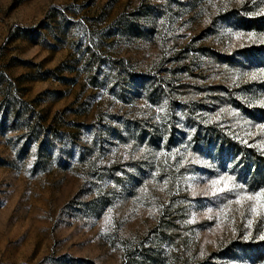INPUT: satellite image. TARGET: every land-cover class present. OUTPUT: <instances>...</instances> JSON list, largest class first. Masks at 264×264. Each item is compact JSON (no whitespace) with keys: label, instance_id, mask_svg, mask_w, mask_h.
Segmentation results:
<instances>
[{"label":"rangeland","instance_id":"374dc122","mask_svg":"<svg viewBox=\"0 0 264 264\" xmlns=\"http://www.w3.org/2000/svg\"><path fill=\"white\" fill-rule=\"evenodd\" d=\"M261 101L264 0H0V264H264Z\"/></svg>","mask_w":264,"mask_h":264},{"label":"snow or ice","instance_id":"6c2138e0","mask_svg":"<svg viewBox=\"0 0 264 264\" xmlns=\"http://www.w3.org/2000/svg\"><path fill=\"white\" fill-rule=\"evenodd\" d=\"M252 33H249V36H251ZM261 104H264V101L260 102ZM228 180H231V177L228 178ZM212 185V194L213 195H218L220 193L227 191H231V188L229 187L228 183L226 181H224V178L221 177L220 180H212L211 182ZM220 183L224 184V187H218V185ZM246 199L248 200H252L255 199L257 201V203L252 207L251 211L255 214L257 213V210H261L264 211V188H261L258 192L252 194V195H248L246 196ZM236 201L239 202L240 201V197L237 196L236 197ZM228 203L230 204L231 201H228ZM211 211V210H209ZM251 223V222H249ZM247 238V237H246ZM261 239H264V236L260 237Z\"/></svg>","mask_w":264,"mask_h":264}]
</instances>
